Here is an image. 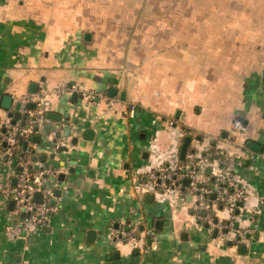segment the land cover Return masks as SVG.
<instances>
[{
    "label": "crops",
    "instance_id": "0c3cea01",
    "mask_svg": "<svg viewBox=\"0 0 264 264\" xmlns=\"http://www.w3.org/2000/svg\"><path fill=\"white\" fill-rule=\"evenodd\" d=\"M24 97L40 115L24 150L32 168L56 171L53 211L10 242L5 227L25 217L0 193V264H264V0H0V117L17 112L10 122L27 126ZM234 119L246 126L237 138ZM186 136L188 150L240 160L249 198L236 226L249 246L215 240L189 195L146 183L149 170L181 163ZM3 147L0 183L14 187ZM198 178L210 183L203 162ZM214 205L212 219H228ZM119 223L147 234L144 248L112 246Z\"/></svg>",
    "mask_w": 264,
    "mask_h": 264
},
{
    "label": "built area",
    "instance_id": "2783aa9c",
    "mask_svg": "<svg viewBox=\"0 0 264 264\" xmlns=\"http://www.w3.org/2000/svg\"><path fill=\"white\" fill-rule=\"evenodd\" d=\"M28 101L29 99L24 97L18 104V110L24 115L27 126L11 123L6 114L0 117V141L4 144L1 154L8 163H12L15 158V166L18 168L15 186L11 187L8 182H2L0 193L4 198L13 201L14 215L25 217L5 227L4 237L10 242L24 241L46 226L49 214L53 211L48 206L51 191L46 182L55 177L56 171L50 166L32 168L28 153H20L16 145L17 138L27 142L34 126L40 122L38 111L25 109ZM113 103L115 102L112 100L108 101V105ZM133 110L134 106L129 105L123 114L129 116ZM245 131L246 126L240 120L234 119L231 122L234 138ZM60 146L63 144H57L54 150ZM14 154L16 157L13 158ZM261 156L264 158V148ZM200 162L205 163L209 170L210 183L207 185L202 184L198 178ZM240 164V160L231 153L220 154L219 151H214L200 155L193 150H187L181 163L159 165L146 173V179L151 183V187L162 195L173 194L177 199L185 194L189 195L196 220L209 226V231L215 233V240L235 246H249L250 230L236 226V217L245 211L244 204L249 198L242 179L236 173ZM186 180L187 186L183 188ZM36 193L42 195V201L39 203L33 200ZM212 196L213 200L210 199ZM214 204L226 210L228 219H212ZM146 238L147 234H142L138 226L119 223L115 228H111L109 241L116 248L126 246L130 249H141L145 246Z\"/></svg>",
    "mask_w": 264,
    "mask_h": 264
},
{
    "label": "water",
    "instance_id": "95a60500",
    "mask_svg": "<svg viewBox=\"0 0 264 264\" xmlns=\"http://www.w3.org/2000/svg\"><path fill=\"white\" fill-rule=\"evenodd\" d=\"M88 37H89V35H86L85 36V41L88 40ZM110 92H112V89H110ZM10 102L11 101H10V98L8 96H3L2 99H1V107L4 108V109H9ZM27 107L28 108H33V105L28 104ZM8 116L9 117L18 118L19 117V114L17 112H13V113H9ZM190 140H191V138L189 136L184 137V139L182 141V144L180 146V149H179V159L180 160H183L184 154L188 150V146H189ZM35 141H36V139H35ZM247 146H249L251 148H254V145H252L250 143H248ZM24 149H25V147L23 146V150ZM187 182L188 181L186 180L184 183L187 184ZM212 198H213V196H212ZM33 200L35 202H38V203L41 202L42 201V195L40 193L34 194ZM51 203H52V201H51ZM12 204H13L12 202L9 203V208L12 206ZM240 251L244 252L245 251V248L244 247H241L240 248Z\"/></svg>",
    "mask_w": 264,
    "mask_h": 264
},
{
    "label": "rangeland",
    "instance_id": "374dc122",
    "mask_svg": "<svg viewBox=\"0 0 264 264\" xmlns=\"http://www.w3.org/2000/svg\"><path fill=\"white\" fill-rule=\"evenodd\" d=\"M251 11H249V13H250ZM227 16L228 17H234V18H236L237 17V19H238V17L240 16V11H235V10H229V12H227ZM236 16V17H235ZM234 20L233 19H231V20H228V23H230L231 22V24H232V22H233ZM149 170V169H148ZM146 183H148V184H150V186H151V183L148 181V182H146ZM159 193V192H158ZM160 196V199L161 200H164L165 199V196H161V195H159Z\"/></svg>",
    "mask_w": 264,
    "mask_h": 264
},
{
    "label": "trees",
    "instance_id": "16d2710c",
    "mask_svg": "<svg viewBox=\"0 0 264 264\" xmlns=\"http://www.w3.org/2000/svg\"><path fill=\"white\" fill-rule=\"evenodd\" d=\"M16 145L18 146V151L20 153H26L27 150H23V140L20 139V138H17V142H16ZM16 157V155L14 154L13 155V158Z\"/></svg>",
    "mask_w": 264,
    "mask_h": 264
}]
</instances>
